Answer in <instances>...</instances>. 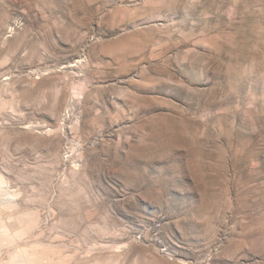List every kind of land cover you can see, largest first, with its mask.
<instances>
[{
	"label": "rangeland",
	"instance_id": "rangeland-1",
	"mask_svg": "<svg viewBox=\"0 0 264 264\" xmlns=\"http://www.w3.org/2000/svg\"><path fill=\"white\" fill-rule=\"evenodd\" d=\"M0 264H264V0H0Z\"/></svg>",
	"mask_w": 264,
	"mask_h": 264
}]
</instances>
